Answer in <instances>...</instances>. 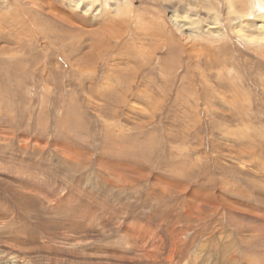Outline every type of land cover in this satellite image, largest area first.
<instances>
[{"label":"rangeland","instance_id":"rangeland-1","mask_svg":"<svg viewBox=\"0 0 264 264\" xmlns=\"http://www.w3.org/2000/svg\"><path fill=\"white\" fill-rule=\"evenodd\" d=\"M10 261L264 264V0H0Z\"/></svg>","mask_w":264,"mask_h":264},{"label":"bare ground","instance_id":"bare-ground-1","mask_svg":"<svg viewBox=\"0 0 264 264\" xmlns=\"http://www.w3.org/2000/svg\"><path fill=\"white\" fill-rule=\"evenodd\" d=\"M10 258H13V256H11ZM15 262H12V261H10V264H14Z\"/></svg>","mask_w":264,"mask_h":264}]
</instances>
